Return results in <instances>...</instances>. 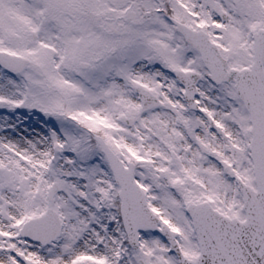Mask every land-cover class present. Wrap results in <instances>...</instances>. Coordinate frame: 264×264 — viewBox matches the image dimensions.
Masks as SVG:
<instances>
[{
  "label": "snow or ice",
  "instance_id": "1",
  "mask_svg": "<svg viewBox=\"0 0 264 264\" xmlns=\"http://www.w3.org/2000/svg\"><path fill=\"white\" fill-rule=\"evenodd\" d=\"M0 264H264V0H0Z\"/></svg>",
  "mask_w": 264,
  "mask_h": 264
}]
</instances>
